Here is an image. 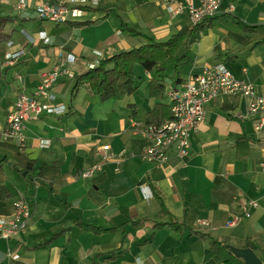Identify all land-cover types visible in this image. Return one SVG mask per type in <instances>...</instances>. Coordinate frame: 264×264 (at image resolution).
Here are the masks:
<instances>
[{
	"label": "crops",
	"instance_id": "crops-1",
	"mask_svg": "<svg viewBox=\"0 0 264 264\" xmlns=\"http://www.w3.org/2000/svg\"><path fill=\"white\" fill-rule=\"evenodd\" d=\"M62 1L68 0H27L29 8L19 12V0H0V16L17 18L9 27L14 47L0 52L1 137L18 96L35 93L60 51L77 57L70 67L76 77L97 60L95 51L102 53V61L146 44L123 32L122 22L157 42L191 25L186 13L170 15L165 0H89L99 5H89L74 22L87 25L38 20L37 6ZM212 20L213 26L192 46L191 62L183 67L180 79L185 83L204 66L222 63L264 97V0H222L221 11ZM239 23L260 28L247 34ZM40 32L47 34L45 42ZM9 52L21 54L15 66L2 67ZM136 67L139 90L121 101L103 103L86 86L74 91L75 77L61 78L53 92L68 112L44 114L27 123L21 152L36 165L27 175L12 163L5 166L12 198L0 202V217H11L13 203L23 199L31 218L24 232L9 241L0 238V264H93L97 255L99 264H225L212 250L210 238L237 248L250 242L264 262V130L255 131L250 99L241 95L213 99L205 106V119L192 137L188 158H179L171 149L169 161L159 165L142 158L149 146L144 130L153 104L169 105V99L165 95L151 99V82L158 77L144 69L139 76ZM168 73L164 79L168 89H181L174 68ZM44 141L51 142L49 148L41 146ZM0 153V160L14 157L8 150ZM107 155L112 158L104 159ZM44 166L59 170L52 190L37 180ZM97 167L91 178H78ZM141 186L150 187L152 200H145ZM78 220L113 230L84 233L75 226ZM172 220L183 225L182 232L162 226ZM120 249L115 261L107 260L109 253Z\"/></svg>",
	"mask_w": 264,
	"mask_h": 264
},
{
	"label": "built area",
	"instance_id": "built-area-1",
	"mask_svg": "<svg viewBox=\"0 0 264 264\" xmlns=\"http://www.w3.org/2000/svg\"><path fill=\"white\" fill-rule=\"evenodd\" d=\"M98 6V1L68 0L57 3L44 2L36 7L38 20L55 24L74 23L88 11L87 7ZM165 5L173 17L186 13L191 25L201 24L215 18L221 11L222 0H165ZM29 8L27 0H19L16 10L26 11ZM232 9V8H231ZM41 41L47 40L45 32L39 33ZM14 47L13 41L7 44V49ZM20 52H9L2 61V67L10 68L16 65ZM97 60L88 65V70L97 68L102 53L94 52ZM77 57L74 54L60 51L54 67L43 73L41 82L32 95L20 94L13 112L7 118L6 127L2 132V142L17 143L23 149L25 145V129L30 121H38L42 115L62 116L67 108L58 104L57 96L53 92L54 86L61 78H74L70 67L76 65ZM182 87V88H181ZM177 88H169L167 97L171 112L170 120L159 126H148L144 133L149 140V146L142 153L145 161L166 164L169 161V151L175 149L181 159L189 156L191 140L205 119V106L221 95H241L250 99L249 114L255 118V131L264 130V97L257 94L256 89L242 80H238L222 63L204 66L202 72L190 76L186 82ZM50 141L42 143L43 148H49ZM107 155L104 159H111ZM99 167L85 171L78 178L89 179ZM264 169V165H263ZM145 200L150 201L154 194L150 187H140ZM256 207V203H251ZM250 214H247L249 217ZM31 218L28 203L21 199L13 203L11 217H0V238L9 241L19 233L24 232ZM238 221L236 219L234 223ZM203 226L208 224L203 222Z\"/></svg>",
	"mask_w": 264,
	"mask_h": 264
},
{
	"label": "trees",
	"instance_id": "trees-1",
	"mask_svg": "<svg viewBox=\"0 0 264 264\" xmlns=\"http://www.w3.org/2000/svg\"><path fill=\"white\" fill-rule=\"evenodd\" d=\"M16 21L17 18L12 16H0V52L4 51L7 44L12 41L14 31H11L9 27ZM212 22L213 20L211 19L195 26H186L165 42H157L122 22L121 28L123 32L131 37L144 39L146 44L139 48L116 54L109 59L102 60L97 68L76 76L74 79V91L86 86L89 91L94 96L99 97L100 101L103 103L111 99L124 100L125 98L133 96L139 90V86L136 84L135 67L140 65L145 71L156 73L158 78L151 82V99L160 100L165 95L167 86L164 79L169 69L171 67L174 68L175 75L177 76L176 84H182L183 81L180 79V76L183 67L191 62V48L199 43L203 33L213 26ZM87 24L88 23H73V25ZM238 25L240 29L247 34L256 33L260 28L249 27L242 23ZM175 88L177 87L175 86ZM170 118L171 112L169 105L155 102L151 112L147 115V125L159 126L170 120ZM0 148L6 149L14 154L12 159L4 157L0 160V202H6L12 198V194L7 187L5 166L12 163L11 167L19 173L33 172L36 162L28 159L17 145L10 142H1L0 139ZM39 172L38 182L40 184H49L52 190V184L59 176V170L44 166ZM164 213L166 214V211ZM165 225L170 226L175 232H182L183 230V225L176 220H172L169 224H163L162 226ZM75 226L84 233L93 232L100 234L113 230L87 225L81 220H78ZM158 226L161 225L158 224ZM69 229L70 228L58 231L50 241L45 243V245L52 243ZM192 234L198 233L192 232ZM202 237L204 236L202 235ZM210 242L212 250L224 260L225 264H244L241 259L234 255L227 244L213 238H210ZM246 248H251L256 251V248L250 242L246 244ZM121 252L122 249L109 253L107 260L111 262L115 261L121 255ZM99 257L100 255L95 256L93 264H99Z\"/></svg>",
	"mask_w": 264,
	"mask_h": 264
},
{
	"label": "water",
	"instance_id": "water-1",
	"mask_svg": "<svg viewBox=\"0 0 264 264\" xmlns=\"http://www.w3.org/2000/svg\"><path fill=\"white\" fill-rule=\"evenodd\" d=\"M24 175H27V172H25ZM229 248L237 258L244 262V264H264L256 252L251 248H237L234 246H229Z\"/></svg>",
	"mask_w": 264,
	"mask_h": 264
},
{
	"label": "rangeland",
	"instance_id": "rangeland-1",
	"mask_svg": "<svg viewBox=\"0 0 264 264\" xmlns=\"http://www.w3.org/2000/svg\"><path fill=\"white\" fill-rule=\"evenodd\" d=\"M101 62V61H100ZM136 69H138L139 71V76L144 72L143 68L140 66V65H137ZM168 76H170V72L168 73ZM137 79V78H136ZM137 84V83H136ZM167 93H168V87L166 88V91H165V96H167ZM2 150H6V149H3V148H0ZM1 154V153H0ZM2 155V154H1Z\"/></svg>",
	"mask_w": 264,
	"mask_h": 264
}]
</instances>
